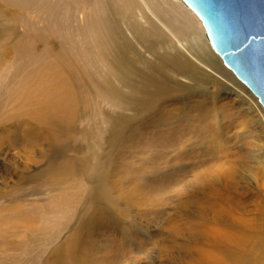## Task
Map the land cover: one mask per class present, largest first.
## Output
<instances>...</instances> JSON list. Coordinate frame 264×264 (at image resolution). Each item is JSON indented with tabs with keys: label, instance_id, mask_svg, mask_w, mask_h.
Returning a JSON list of instances; mask_svg holds the SVG:
<instances>
[{
	"label": "rangeland",
	"instance_id": "rangeland-1",
	"mask_svg": "<svg viewBox=\"0 0 264 264\" xmlns=\"http://www.w3.org/2000/svg\"><path fill=\"white\" fill-rule=\"evenodd\" d=\"M51 1L66 5L57 10V17L45 10L0 5V264L70 261L72 252L67 260L66 250L78 233L80 216L87 210L91 180L77 170L60 178L61 181L53 179H59L60 167L69 163L73 166L83 159L89 163L98 159L106 169H113L111 198L99 200L98 204L116 209L117 218L126 227L99 215L96 222L93 220L83 230L81 241L86 248L76 250L79 264H198L200 250L207 248V238L213 236L211 230L217 225L214 221L230 223L244 218L242 213L246 214L247 226L263 227V232L252 238L255 246L252 255L249 254L258 258H252L251 264H261L264 171L257 168L247 153L249 148V151L257 149L254 147L257 125L244 119L247 125L239 126L245 116L233 94L242 89L247 97H255L214 52L199 17L175 0L200 20L203 37L211 47L207 51L215 54L213 57L233 82L223 76L228 87L223 88L218 107L225 106L227 113L225 132L214 138L219 143L214 140L200 145L202 142L193 141L194 147L191 141L188 149L181 150L183 141L197 135L200 123L214 120L211 115L209 119L199 117L198 98L172 99L156 108L147 103L134 110L116 105L101 88L106 67L85 31L86 16L76 9L81 5L72 6L71 0ZM87 9L90 12L92 8ZM121 26L123 38L131 43L127 59L140 73L146 76L154 73L156 78L170 76L173 88L188 89L195 84L190 73L180 75L171 66L169 71L161 68L156 55L165 51L169 56L168 47L146 51L134 44L131 34ZM185 45L189 48L190 42ZM173 51L177 52L176 48ZM181 54L200 75L210 77L208 69L191 59L189 54L195 55L192 49ZM68 62L74 64L73 71L65 68ZM112 83L121 91L133 93L134 87L128 83L115 77ZM68 86L84 100L74 108L73 117L66 120L69 127L61 122L66 116L64 111L49 124L48 117L54 118L50 116L54 107L46 104L47 99L58 87ZM207 87L213 92L222 89L217 82H209ZM165 106L174 113L166 124L161 114ZM39 114L44 119L39 120ZM118 115L129 120L120 122ZM112 119H116L114 123L120 131L110 145ZM54 123L63 126V130ZM257 131L260 137L264 135L263 131ZM208 135L210 131L206 138ZM208 163H213L212 175L230 166L238 170L235 176L242 172L241 175H246L244 170L250 169L255 173L232 187L224 181H231L233 176L218 184H208L209 180L203 184L209 173L203 174L201 170ZM202 175L205 177L200 182ZM63 195L76 198L74 204L54 208L55 200L63 201ZM225 203L227 208L223 210L220 206ZM67 207L71 208L65 210ZM48 219L58 226L52 229V221L43 230Z\"/></svg>",
	"mask_w": 264,
	"mask_h": 264
},
{
	"label": "bare ground",
	"instance_id": "bare-ground-1",
	"mask_svg": "<svg viewBox=\"0 0 264 264\" xmlns=\"http://www.w3.org/2000/svg\"><path fill=\"white\" fill-rule=\"evenodd\" d=\"M69 3L72 6L78 3L81 5L76 9L82 11L86 16L85 31L91 38L93 48L102 58V62L106 67V73H103L104 75L102 76L104 86L101 88H103L104 93H106L116 105L125 108L131 107V109L134 110L136 107H145V104L151 103L155 105L154 108H156L158 105L166 104L172 99L184 97L193 99L197 97L199 117L202 119H209V115H211L214 120L212 121L213 123H200L197 128V135L183 141L181 143V150L188 149L191 145V141L194 147L196 145L194 142H202L200 145H204L211 142L213 143L215 140V142L219 143V140L214 138L224 131L223 123H225L227 109L225 106L220 109L218 103L222 99L223 88L226 89L228 87L225 83L227 81L225 78L232 82L233 80L230 74L218 64V60L213 57L215 54L212 53V55L210 50L207 51V47L208 49L211 47L203 37V26L191 10L175 2V0H71ZM0 5L11 6L19 10H45L51 14L53 13L57 17V10L62 6L64 7L65 4L59 5V2H52L51 0H0ZM87 8L92 9L90 12H87ZM121 24L125 26L124 29L126 32L131 34L132 42L139 47L141 46L146 51L168 47L170 51L169 56L166 55L165 51L156 55L160 60L161 68H166V70L169 71L171 66L173 70L180 75L190 73L194 76L195 84L188 89L184 87L173 88L170 83H174V81L170 76H166V78H156L154 73H151L149 76L140 73L127 59L126 53L128 47H131V43L123 38ZM189 42L190 46L187 48L185 43L187 44ZM85 48L88 49L86 46ZM175 48L177 52L173 51ZM189 49L195 52V55L189 54L191 59L199 62L205 69H208L210 77L208 75H200L183 57L181 52H186ZM88 50H83V52L87 55L89 54ZM65 66L67 71H73L75 67L72 62H68ZM100 72L102 73V70ZM223 76L225 78H223ZM112 77L124 83H128L130 87H134L133 93L121 91L118 87L114 86ZM209 82H217L222 89L216 92L211 91L207 87V83ZM241 91L237 90L233 94L237 97L238 103L240 104L239 107L242 108L245 116L242 120L243 124L240 123L239 126L244 127L247 125L244 119L255 124V126L257 125L254 131L256 135L255 142L258 143L257 146L255 143L254 147H257V149L249 151V148L247 153L252 156L254 163L258 166L257 168L264 171V137H262L264 135L260 137L259 134H257V129L264 133V110L257 99L255 100V98L247 97L243 91ZM149 93H153V95H149ZM247 98L250 99L248 100ZM83 100L84 99L71 90L69 86L64 88L58 87L57 91L49 95L46 102L47 105L54 107L53 111H51V114H53L50 115L54 118L51 119L48 117V123L50 124L52 121H55V118L58 117V113L64 111L66 116L62 117L63 119L61 122L65 124V127H69L66 120L73 117L74 108L83 102ZM207 106H209V108H206ZM161 114L163 122L166 124L174 113L169 109L167 110V106H165L161 110ZM37 117L39 120L44 119L40 114L37 115ZM118 119L120 122H127V120H129L123 115H118ZM115 120L116 119H112V121L109 122L111 129L110 145L114 144L115 140H117L115 139V134L118 136L117 133L120 131V129H117L119 125L114 123ZM160 121L162 122V119H160ZM164 123H162V125H165ZM54 124L55 127L63 130V126L56 123ZM209 131L211 135H208L206 138ZM226 146V148H229L228 145ZM249 146L251 147L252 145L249 143ZM222 148V150H226L223 146ZM70 164L71 163L60 167L57 170L59 172L57 176L59 179L55 178L53 180L56 182L61 181L60 178L66 177L70 175L71 172H76L75 170H77L81 173L80 175L82 177H88L91 180V184L89 183V185L92 186L88 188L90 199L86 203L87 210L79 218L77 227L78 233L72 237L67 248L68 250H66L68 252L67 260L70 256V252H72L71 259L66 264H79L76 258V250L78 247L86 248L81 241L83 230L87 229L91 223L96 222L95 219H98L99 215L107 216L110 220H115V222L120 223L122 227L126 226H123V223H121L122 221L117 218L116 209L102 208L98 204L100 202L99 200L107 201L111 198L109 195L114 189L111 180L113 169H106L104 164L98 159L97 161L94 160L93 163H89V160L83 159L73 166H70ZM212 165L213 163H208L204 166L203 170H201L203 174L209 173L203 184L208 180V184H218L220 181L223 182L227 177L233 176L234 179L231 181H224L226 185L232 187V184L234 185L236 183L239 185V183H244L247 176L252 177L255 173L250 169L247 171L244 170L246 175H241L243 174L242 172L235 176V173L239 172L237 169L230 166L222 170H216L217 173L212 175ZM204 177L205 175H202L200 182ZM101 191H104L106 195L104 196V192L100 193ZM218 195H216V197ZM63 198V201L57 198L53 207L63 206L66 203L74 204V199H76L67 195H63ZM223 206L224 207L220 206V208H223V210L227 208L226 203ZM70 208L71 207H67L65 210H69ZM242 215H244L245 218L246 214L242 213ZM21 217L25 219L24 216ZM244 218H239V220L236 219V221L230 223H224L219 220L214 221L217 222V225L211 230L213 231V236L207 238V241H209V244L206 245L207 248H205V250H200L198 264H251L252 258L258 260V258H254V256L250 257L255 246V243L252 244L251 240L252 238H256L258 233L263 232V227L261 224L258 227L250 224L247 226L249 222L248 220L244 221ZM30 219L31 218L28 220ZM52 221L54 220L48 219L44 224L43 230L49 228L47 224ZM57 226L56 221H54V227L52 229ZM55 233L54 231V234ZM249 247L251 248L249 249ZM261 247L263 248L261 251L264 252V243ZM88 248L87 250H90ZM59 258L62 259L61 255H59ZM259 259L262 260L261 264H264V258L259 257ZM80 263H82V261Z\"/></svg>",
	"mask_w": 264,
	"mask_h": 264
},
{
	"label": "water",
	"instance_id": "water-1",
	"mask_svg": "<svg viewBox=\"0 0 264 264\" xmlns=\"http://www.w3.org/2000/svg\"><path fill=\"white\" fill-rule=\"evenodd\" d=\"M214 52L264 110V0H180Z\"/></svg>",
	"mask_w": 264,
	"mask_h": 264
}]
</instances>
